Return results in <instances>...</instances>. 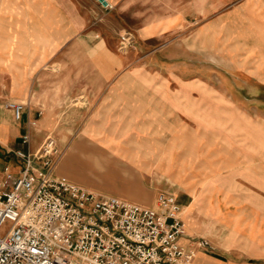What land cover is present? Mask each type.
Listing matches in <instances>:
<instances>
[{
  "label": "crops",
  "instance_id": "crops-1",
  "mask_svg": "<svg viewBox=\"0 0 264 264\" xmlns=\"http://www.w3.org/2000/svg\"><path fill=\"white\" fill-rule=\"evenodd\" d=\"M109 1L116 11L140 8L143 24L136 30L137 46H133L134 33L127 29L119 30L117 42L112 39L105 24L110 15L93 0H0V87H9L0 89L2 154L36 150L48 136L41 143L35 139L39 119L62 116L69 110L51 103L79 97L84 102L75 108L76 117L82 119L80 132L94 136L102 133V127H114L118 132L126 129L129 138L94 136L91 140L105 151V161L93 162V177L87 180L79 173L84 169L79 164L84 155L79 144L85 138L79 137L57 160L56 174L102 194L155 206L157 194L150 183L156 178L148 167L164 163L163 156L156 161L158 154L151 152L158 147L148 144L166 126L171 143L166 164L181 194L177 200L182 209H264L260 195L264 194V164L218 158L213 164L245 166L215 175V170H205L209 159L198 156L195 119H203L204 134L212 99L210 80L196 78L194 61L196 38L231 39L234 52H229L230 59L238 68L264 70V0ZM125 32L130 47L121 45L120 35ZM166 37L186 40V60L174 59L172 47H149ZM200 86L203 93L199 94ZM8 101H25L19 120L5 108ZM26 133L28 143L22 140ZM178 149L187 151L186 162L173 152ZM17 167L16 163L13 168ZM3 168L0 162V177ZM197 188L201 190L195 192ZM216 193L224 198H214ZM190 227L181 243L195 250L193 264H264V228L247 239L251 246L248 260H236L200 253L188 232Z\"/></svg>",
  "mask_w": 264,
  "mask_h": 264
},
{
  "label": "built area",
  "instance_id": "built-area-1",
  "mask_svg": "<svg viewBox=\"0 0 264 264\" xmlns=\"http://www.w3.org/2000/svg\"><path fill=\"white\" fill-rule=\"evenodd\" d=\"M104 11L109 0H93ZM130 47L128 33L120 35ZM15 120L25 110L8 101ZM34 124V123H33ZM22 140L29 142V134ZM17 169L4 166L0 177V264H193L182 206L160 191L155 206L102 194L55 173L56 140L47 136L34 151L18 150Z\"/></svg>",
  "mask_w": 264,
  "mask_h": 264
},
{
  "label": "rangeland",
  "instance_id": "rangeland-1",
  "mask_svg": "<svg viewBox=\"0 0 264 264\" xmlns=\"http://www.w3.org/2000/svg\"><path fill=\"white\" fill-rule=\"evenodd\" d=\"M139 10L138 6H134L125 9L119 8L118 11L114 7L110 11H105L106 15H110L105 24L115 42H117L119 30L127 29L135 35L133 46L139 44L136 30L143 24ZM172 40H175L174 43ZM230 42H232L231 39L219 38H196L194 40L195 76L210 80L209 93L212 99L208 122L205 119L204 134L202 133L203 119H195V137L198 139L196 146L199 158H208L211 163L205 166V170L208 171L211 168L216 171L215 175L225 173L228 169L240 170L245 166L242 164L225 168L213 164L218 158H238L244 163L252 160V163L264 164V70L250 71L238 68L239 64L233 58L230 59L229 52L234 49ZM148 45L149 47H172L174 59L186 60L185 39L181 41L166 37ZM239 58L241 59V57ZM0 89L7 91L9 87L3 86ZM196 93H203V86L198 87ZM222 96L225 97V101H223ZM83 103L79 97L71 98V100L62 103H51L57 108H62V110L68 108L69 110L62 116L40 118L41 124L39 125L42 127L37 128L38 134H36L35 139L41 143L47 135L54 137L59 160L77 138L84 136L85 138L79 144L81 151H83L82 154H84L79 159L81 162L79 164L84 169L79 173L82 177L90 180L93 177L90 173V169L94 167L93 162L96 159L100 162L105 161L103 154L105 151L103 152L98 142H92L91 139L94 136L98 137L99 134L105 138L107 136L121 139L123 137L129 138V132L126 129L118 132L114 127H102L100 129L102 133L98 131L94 136L80 132L82 119L79 116L76 117L78 112L75 111V108L82 106ZM68 114L70 116H67ZM11 118L13 119L12 116ZM163 130L164 133L153 134L156 139L148 144L158 147L152 149L151 152L158 154L156 161L159 160L160 155L163 156L162 161L164 163L163 166L157 168L156 166L148 167L151 170L150 173L156 178L150 184L156 190V194L160 191L170 192L180 199L181 194H179L177 183L170 177L169 166L167 165L171 155L169 149L171 145L170 127L164 126ZM31 137L33 138L30 134ZM133 139L137 140L135 137ZM72 152H74V148L70 150L68 157ZM173 152L176 153L179 161L184 160L186 162L189 159L187 151L184 149ZM18 160L12 152L2 154L0 151V162L4 166L14 169L13 166L19 163ZM73 161L78 162L77 160ZM12 163L13 165H11ZM258 167L261 168V166ZM206 175L207 173L205 178L208 176ZM199 190L201 188H197L195 192ZM260 195L264 197L263 193ZM217 196L220 199L224 198L221 193H216L214 198ZM182 215L185 228L191 225L188 232L193 241L200 247V253L214 257L248 260L251 246L247 239L258 236L263 231L261 228H264V209L190 210L184 207ZM10 224L11 222L7 220L0 226V236L5 235ZM255 261L250 260V262Z\"/></svg>",
  "mask_w": 264,
  "mask_h": 264
}]
</instances>
